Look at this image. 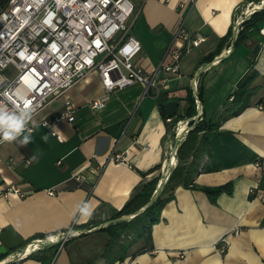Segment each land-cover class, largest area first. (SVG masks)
Here are the masks:
<instances>
[{"label": "crops", "instance_id": "crops-1", "mask_svg": "<svg viewBox=\"0 0 264 264\" xmlns=\"http://www.w3.org/2000/svg\"><path fill=\"white\" fill-rule=\"evenodd\" d=\"M132 2L130 33L141 44L134 63L143 72L153 73L161 65L181 26L205 40L188 53L181 48L179 72L169 75L158 94L134 84L114 91L102 108L93 109L90 104L104 90L98 73L92 72L33 117L30 143L22 144V137L0 143V187L15 185L26 193L24 198L0 197V234L11 230L24 245L66 232L73 222L80 232L61 249L51 243L10 264H264V12L240 28L245 41L224 53L235 26L260 0ZM207 64L196 78L202 89L200 121L216 127L207 130L203 144V132L198 134L199 151L183 163L193 161L190 186L182 178L173 185L148 236L147 224L138 225V235L126 229L119 240L124 249L105 256L110 237L102 229L143 186L162 181L178 132V121L167 122L166 104L177 103L171 119L183 116L194 75ZM250 69L258 77L249 106L236 116L225 115L227 96ZM67 98L76 107L75 121L55 126L59 142L40 123L59 114ZM114 149L124 153L127 164L105 162ZM227 183L231 194L222 193L215 202L201 190ZM85 205L87 213L80 211ZM16 251L0 254L2 261ZM120 257L122 262L116 260Z\"/></svg>", "mask_w": 264, "mask_h": 264}, {"label": "built area", "instance_id": "built-area-1", "mask_svg": "<svg viewBox=\"0 0 264 264\" xmlns=\"http://www.w3.org/2000/svg\"><path fill=\"white\" fill-rule=\"evenodd\" d=\"M263 8L264 0H260L245 14L250 17L254 11ZM133 15L132 0H9L0 9V109L29 110L31 115L26 128H30L32 133L33 117L92 72L98 73L104 90V95L90 104L93 109L102 108L114 91L134 84L143 85L146 93L153 90L158 94L167 87L169 75L179 72L183 56L181 48L188 53L205 38L201 34L189 35L181 26L167 47L161 65L153 73H145L134 63L141 52V44L130 33ZM236 27L231 45L224 52L226 55L232 51ZM260 32L264 35V29ZM7 69H11V75L6 73ZM160 72L164 75L160 76ZM22 84L31 89L26 100L15 95V89ZM198 89L196 80L192 96L200 115L197 123L201 120ZM75 112V105L67 98L63 110L43 120L40 125L62 142L55 126L62 121L73 123ZM167 122L171 123L172 119L168 118ZM186 126L190 125L187 123ZM5 141L0 139V143ZM172 150L173 146L169 157ZM105 162L127 164L124 153L117 149L105 157ZM76 180L81 182L79 177ZM249 192L252 194L253 190ZM25 196L26 193L15 185L0 187L3 199ZM74 226L75 222L66 232L31 242L23 250L7 257L5 263L22 260L44 247L45 243H56L61 249L80 234Z\"/></svg>", "mask_w": 264, "mask_h": 264}, {"label": "trees", "instance_id": "trees-1", "mask_svg": "<svg viewBox=\"0 0 264 264\" xmlns=\"http://www.w3.org/2000/svg\"><path fill=\"white\" fill-rule=\"evenodd\" d=\"M8 1L9 0H0V7L3 8ZM263 12L264 10L254 13L252 16H250L249 19L243 22L241 27H243L244 29L246 24L255 15H257L258 13L263 14ZM245 39L246 36L242 35V31H239L236 40L234 42V47L243 43ZM212 59L213 57L209 58L208 59L210 60L209 62H211ZM257 77H258V73L253 69H250L245 75L241 77V79L236 84L234 91L227 96V99L225 101V106L226 105L227 106L225 107L224 110L225 115L236 116L249 106L250 100L255 93V88L252 86V84ZM198 94H199V99L201 101L202 99L201 86H199ZM187 102H188V108L186 109L184 115L173 118L172 119L173 123H176L177 121H179V119L192 118L196 115L195 102L192 93H189ZM163 113L164 112L162 110V114ZM215 127L216 125H210L209 123L207 124L202 120L195 125L192 131H190L187 134L186 138L183 140V142L180 144L177 150L178 163L175 169L173 170L171 176L169 177V180L167 181L161 194L158 196V198L151 206L147 207L143 212L136 214L135 217L131 219L129 222H118V223L110 224L104 229H102V231L107 232L110 237V240L107 244V248L105 251V256H110L117 249H120L121 251L124 249L125 243H119V240L121 235L124 233L125 229L130 230L129 228L130 225H134V227L131 228V230L133 231V233L137 234L138 231L140 230V227L138 225L140 224L141 226L142 225L145 226L147 224L149 226L147 229L148 231L147 236H148L151 224H153L159 219L161 208L164 206L165 203H167L171 199V196L170 195L168 196L167 193L173 188V185L179 182L181 178L184 186H190L191 184L190 181L191 177L189 178V174L191 173V167L193 161L189 165L187 164L183 165V163L191 156L194 157L195 153L199 151V148L195 147L198 134L203 132L201 138V144H203L204 140L207 138L205 136L207 130H211L212 128ZM158 168L160 167H157L156 169ZM157 184H158V179H154L151 182L147 183L145 186H143L141 191L137 193L135 196H133L131 200L118 213H116L114 218L116 219L125 215H133L138 210L144 208L149 203L151 196L156 190ZM201 190L207 195V197L211 202H215L216 198L220 194L222 193L231 194L232 186L230 183H227L213 188L202 187ZM44 237H45L44 235H39L38 238H44ZM4 258L5 256H0V262ZM116 260L122 262L123 258L120 257L117 258ZM112 262L113 259L109 261V263Z\"/></svg>", "mask_w": 264, "mask_h": 264}, {"label": "water", "instance_id": "water-1", "mask_svg": "<svg viewBox=\"0 0 264 264\" xmlns=\"http://www.w3.org/2000/svg\"><path fill=\"white\" fill-rule=\"evenodd\" d=\"M258 11H261V9H258L256 11H254L251 16L258 12ZM250 17L245 14L244 18L242 19V21L237 25L236 29H237V34L235 36V38L237 37L238 33H239V30L241 28V25L243 24V22H245L247 19H249ZM236 40V39H235ZM235 42V41H234ZM234 42L232 44V47L234 46ZM258 49H259V46H256L254 47L253 49V54H257L258 52ZM209 67V64H207L206 66L200 68L196 74L194 75V78H193V81H192V84H191V89L193 91V86H194V82L196 81V78L205 70ZM177 109V103L176 102H169L166 104L165 106V115L168 117V118H171L175 115L176 113V110ZM200 115H199V112L196 111V115L194 116L193 120L191 123H188V128H187V131L186 132H183V133H178L176 134V137H175V141H174V144H173V150L171 152V155L174 154L175 157H176V160H177V156H176V153L180 144L183 142V140L186 138L187 134L193 130V128L195 127V125L197 124V121L199 119ZM171 161V160H170ZM176 165V164H175ZM175 165H172V163H170L169 165V168H168V173L167 175H165L163 181H161L155 192L153 193V195L151 196L150 198V201L149 203L142 209L138 210L137 212H135L134 214H139L141 212H143L147 207L151 206L155 200L158 198V196L161 194L162 190L164 189L167 181L169 180V177L171 176L173 170L175 169ZM0 182H1V179H0ZM134 216V215H133ZM131 218L130 216H122V217H119L115 220H112V221H109L108 223H118V222H125V221H129ZM101 226L99 227H95L93 230H98L100 229ZM92 230V231H93ZM90 231H83V233H88ZM0 254L2 253H5V252H9V251H15V250H23L28 244L30 243H27L25 245H23V240H21L20 238H18L17 236H15L13 234V232L11 230H6V231H3L1 234H0ZM38 244H41V243H38ZM49 243H45V245H48ZM9 263H12V262H9ZM6 264V263H4ZM8 264V263H7Z\"/></svg>", "mask_w": 264, "mask_h": 264}, {"label": "clouds", "instance_id": "clouds-1", "mask_svg": "<svg viewBox=\"0 0 264 264\" xmlns=\"http://www.w3.org/2000/svg\"><path fill=\"white\" fill-rule=\"evenodd\" d=\"M55 47V45H54ZM31 89L26 85L15 89V95L21 100H26ZM30 111H14V110H4L0 109V139L13 141L17 138L22 137L20 142L22 144H28L33 140L30 128H26L27 122L30 119ZM35 159V157H33ZM80 211L87 213V205L80 208Z\"/></svg>", "mask_w": 264, "mask_h": 264}, {"label": "bare ground", "instance_id": "bare-ground-1", "mask_svg": "<svg viewBox=\"0 0 264 264\" xmlns=\"http://www.w3.org/2000/svg\"><path fill=\"white\" fill-rule=\"evenodd\" d=\"M187 123H184V122H180L178 125H177V131L178 133H183V132H186L187 131V126H186ZM176 131V132H177ZM170 157H171V161H170ZM169 157V160L165 162L164 164V167L162 169V173H163V177H162V181L165 177V175H167L168 173V166L170 165V163H172V165H175V162H176V157L174 154H172L171 156ZM55 238H52V241H54ZM29 251V250H28ZM5 261H3L1 264H4Z\"/></svg>", "mask_w": 264, "mask_h": 264}, {"label": "rangeland", "instance_id": "rangeland-1", "mask_svg": "<svg viewBox=\"0 0 264 264\" xmlns=\"http://www.w3.org/2000/svg\"><path fill=\"white\" fill-rule=\"evenodd\" d=\"M6 73L9 74V75H11V74H12L11 69H7V70H6ZM133 227H134V225H130V227H129L130 230L128 229V231H131V228H133ZM125 230H126V229H125ZM140 233H142V230H141V229H140ZM24 245H25V244H24Z\"/></svg>", "mask_w": 264, "mask_h": 264}]
</instances>
